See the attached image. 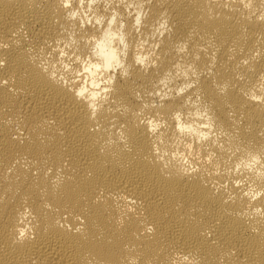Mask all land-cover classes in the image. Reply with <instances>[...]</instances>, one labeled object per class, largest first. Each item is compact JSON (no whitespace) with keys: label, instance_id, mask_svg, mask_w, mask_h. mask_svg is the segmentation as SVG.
<instances>
[{"label":"bare ground","instance_id":"1","mask_svg":"<svg viewBox=\"0 0 264 264\" xmlns=\"http://www.w3.org/2000/svg\"><path fill=\"white\" fill-rule=\"evenodd\" d=\"M0 264H264V0H0Z\"/></svg>","mask_w":264,"mask_h":264}]
</instances>
